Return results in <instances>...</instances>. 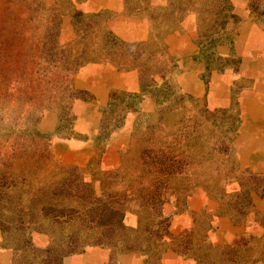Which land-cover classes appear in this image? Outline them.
Instances as JSON below:
<instances>
[{"label":"rangeland","instance_id":"374dc122","mask_svg":"<svg viewBox=\"0 0 264 264\" xmlns=\"http://www.w3.org/2000/svg\"><path fill=\"white\" fill-rule=\"evenodd\" d=\"M127 1L131 7L144 2ZM80 2L82 0H0V229L5 244L18 247L29 233L32 242L34 231L58 238L75 232L80 246L88 243L84 248L78 245L74 253L81 252L92 244L102 245L95 243L97 229L95 222L90 225L92 228L88 224L92 219L90 213H97L115 200L122 204L125 215L137 214L139 220L140 204L147 200L157 213L160 211L170 221L172 212L164 209L173 212L183 209L188 199L197 194L214 199L219 206L220 201L228 202L233 198L224 192H237L239 184L250 189L264 188V174H253L249 169L239 173L241 164L234 147L237 132L230 131L235 125V115L225 112L223 116V111L209 107L206 98L181 92L174 75L178 71L177 61L158 42L150 46L161 56L152 58L145 46L124 43L106 26L110 13L84 12L78 8ZM177 2L172 5L168 0L165 6L151 9L159 34L166 31L169 24L176 26L190 12H177ZM209 4L210 0L195 5L189 3L194 8L191 11L198 13L201 38L210 24L200 20L195 7H201L203 12ZM263 8L264 0H250L252 14L264 27ZM66 19L68 29L63 28ZM229 21L228 25L237 30L240 22ZM102 59H113L126 69L135 65L145 67L142 87L147 91L152 86H147L151 82L150 74L160 83L166 78L172 85L170 91L178 90L184 97L176 104L167 101L164 107L178 108L181 112H165V118H161L165 124L159 126L157 132L152 128L159 120L156 106L152 112L139 115L130 127L126 126L131 108L138 105L137 97L114 90L108 105L100 106L91 92L75 84L76 75L85 66ZM215 60L210 57L208 65H213ZM63 87L67 89L61 92ZM154 101L156 103V99ZM213 110L214 115L210 113ZM179 119H183L190 131L199 125L205 132L186 149L183 162L174 167L170 162H160V156L154 154L169 144L176 145L172 133ZM214 120L225 122L226 128H230L228 134H222L218 126L212 132L210 123ZM58 126L62 128L58 130ZM127 127L130 128L128 143L106 158V150L115 135L119 133L117 137L121 139ZM67 150L80 155V163H75L71 157L72 162H67L64 158ZM121 170L125 178L117 174ZM69 171L79 174L80 179L71 180L73 183L68 186ZM168 171L172 173L168 175ZM156 190L161 192L158 198H154ZM52 204L56 210L46 213L43 206L52 208ZM253 209L251 207L247 215ZM204 210L194 213V226L181 233L178 241L184 246L192 237L202 238L211 223ZM44 214H49V218L43 230L33 227L37 224L27 223L41 219ZM259 218L264 225V215ZM53 219L59 220V225ZM138 227L144 230V222L138 221L135 228ZM154 228L155 225H151L150 232ZM211 229L207 238L213 242L209 238ZM236 242L244 251L246 263L264 255V239L258 240L247 231L240 232L231 243L218 244L227 246ZM138 252L147 255L146 264L149 254L143 250ZM209 253L204 258L205 264H220L223 252L212 250Z\"/></svg>","mask_w":264,"mask_h":264},{"label":"crops","instance_id":"0c3cea01","mask_svg":"<svg viewBox=\"0 0 264 264\" xmlns=\"http://www.w3.org/2000/svg\"><path fill=\"white\" fill-rule=\"evenodd\" d=\"M167 3L168 0H144L131 7L127 0H82L78 8L84 12L110 13L106 26L124 43L145 46L152 58L161 56L159 51L150 46L152 42H158L177 61L178 71L174 75L181 92L204 97L210 108L235 115L237 135L234 147L241 164L240 169H249L253 174H264V27L252 14L250 0H229L233 12L241 21L234 44L218 45L219 55L215 56V63L210 66L207 63L209 59L201 55L202 38L198 31L196 11H190L176 26L169 24L166 31L158 33L151 11ZM63 28H69L68 19L63 22ZM145 72L146 68L141 65L126 69L121 68L113 59H102L85 66L76 75L75 84L78 88L91 92L96 102L102 104L100 106L108 105L114 90L129 95L141 94L138 105L131 108V113L128 114L126 126L130 127V123L139 115L152 112L156 106L153 96L147 90L145 93L142 91ZM148 78L152 80L155 75L150 74ZM123 131L124 134L120 133L123 134L121 139L117 137L118 133L108 146L106 158L112 157L113 152L117 153L118 149L128 143L130 128H124ZM70 157L75 163H80V155L77 156L75 151H66L64 158L67 162H72ZM217 208L218 203L214 199L197 194L188 199L183 209L174 212L169 208L164 209L172 212L169 231L179 235L194 226V213L204 209L214 212ZM262 215L264 192L254 196V209L242 223H235L228 216L215 217L209 238L217 244L231 243L240 232L247 231L256 239L263 240L264 225L259 218ZM138 221L137 214L128 212L125 215L124 222L127 226L136 227ZM50 242L48 234L37 231L32 233L34 246L45 248ZM172 246L162 253L160 264H198L194 256L185 255ZM115 251L108 245L92 244L81 252L64 256L62 264H114ZM18 254L14 245L5 244L4 233L0 229V264H17ZM146 258V254L138 251L122 252L115 255V263L145 264ZM245 264H264V255Z\"/></svg>","mask_w":264,"mask_h":264},{"label":"trees","instance_id":"16d2710c","mask_svg":"<svg viewBox=\"0 0 264 264\" xmlns=\"http://www.w3.org/2000/svg\"><path fill=\"white\" fill-rule=\"evenodd\" d=\"M200 1L202 0H190L187 3L186 0H178V6L176 7L178 8L177 12L185 10L191 11L194 8L189 6V3L192 2L193 5H195ZM170 3L174 5L176 3V0H170ZM195 8L197 11H199L200 20L202 22L207 20L210 24L205 29L200 41L201 55L207 59H209L210 57L215 58V56L219 55V53L217 52L218 45L223 44L232 46L234 44L237 30H235L233 26L230 27L228 25V23L230 22L229 19H233V23L239 24L240 18L233 12H231V6L228 0H210L209 6H207V8L203 12L201 7ZM173 9L174 7L172 8V11ZM263 10L264 8L262 9V14L264 13ZM213 22L214 24H212ZM165 79L166 78H164L161 83L156 79H152L151 82L147 83V86L152 85L151 89L148 88V93H150L154 97V99H156V113L159 115L158 122L155 123L152 127L154 132H157L159 126L165 124V121L163 119L161 120L162 117L165 118V112H171L174 114H178L179 112H181L178 108L174 109V107H164L167 105V101H170V104H176L179 99L184 97V95L181 94V92H179L178 90L170 91L172 85L170 83H167L168 81ZM62 86L63 85H61V87ZM66 89L67 87H63L61 92L66 91ZM142 91L144 93L146 92L145 89H143ZM134 96L139 99L137 100V102L141 100V94H135ZM210 113L213 114L214 110L210 111ZM222 115H226L224 111ZM174 126L175 132L172 133L173 136L171 135V133L169 135H171L174 141H176V145L182 144L183 147L169 144L166 148L160 149V152L154 155L160 156V162L164 164L170 162L172 166L177 167L186 158V149L195 140H197L202 135V133L204 134L205 131L204 128L201 130L199 125L197 126V128L190 131L188 126L183 124V119H179ZM217 126L220 127V131L223 132L222 134H228L227 131L230 128H226L225 122H217L215 120L212 121V123H210L212 132H215L217 130ZM233 126L235 127V125ZM233 126L231 127L230 131L235 130L236 132V127L234 128ZM61 128V126H58V130H60ZM43 134H45V136L47 137L51 136L50 133L43 132ZM178 137L180 139H178ZM222 138H225L224 135H222ZM241 171L242 169H239V173H242ZM171 173L172 171H168V175H170ZM117 174L122 177L124 172L123 170H121ZM69 175L70 179L66 180L68 181L66 182L68 186L73 183L71 182V180H77L79 177V174L70 171ZM81 182L84 181L81 180ZM262 192H264L262 189L257 190L253 188H245L242 184H239V189L237 190V192L225 191L224 195L232 196L233 198L228 199V202H222L219 200L220 205L215 212H206L204 210L203 212L209 216V221H211V223L204 231L202 238H200L199 240H195L192 237L191 240L186 242L185 246L183 245V243L178 241L182 234L174 235L169 231V217H164L160 214V211L157 213L156 210L151 207V203L147 200H143L141 202L139 211V221L144 222V230L139 229L141 225L138 228L126 226V224L124 223L125 209L121 207L122 204L117 203L118 200H115L116 202L108 205L107 207L104 205L103 209H99L95 214L90 213L92 214V219L88 222V224L90 226L95 222V229H97L95 231V243L108 245L116 250V254H114L113 260L114 264L115 255L122 252H133L139 250L146 251L149 254L146 264H160L159 259L162 253L172 245V247L176 248L179 252L185 255L187 254L196 257L198 259V264H205L204 258L209 255V252L212 250H220L223 252L221 253L219 259L220 264H244L246 263L247 259H244V251L238 245V242L227 246H221L219 244L215 245L207 238L208 230L211 227L213 228V220L218 216L229 215L235 223H239L240 221H242L250 211V208H254V196L256 194L259 195ZM154 194L156 196L154 198H158V195H160L161 192L159 190H156L154 191ZM119 202L121 201L119 200ZM62 208L65 207L62 206ZM43 209L46 211V213L51 214L56 210V206L54 204H52V208L43 206ZM49 214H44L43 217L37 221H28L27 223L29 225H31L32 223L33 225L37 224L36 227H33L37 230H43V224L48 222ZM90 214H88V217L90 216ZM42 220H44V222ZM54 220L55 219H53V221ZM55 222H57L58 224L59 220H55ZM62 223H64V221ZM79 224L80 223L78 222V225ZM151 225H155L156 228H154V230L150 232ZM90 227L92 228L93 226ZM21 228L25 229L23 226ZM29 235L30 233L26 234L24 243L16 247L19 251L16 260L17 264H62L64 256L74 253L79 245V235L78 233L75 234V232L65 233V236H61V238L52 235L49 246L45 248H38L34 246V244L30 240ZM75 235H77V237H75ZM86 238H89V236H87ZM168 239H171L172 242L170 243ZM86 245H88L87 242L83 243L82 246L79 245V248H84ZM247 249L250 250L251 248ZM258 257H261V255Z\"/></svg>","mask_w":264,"mask_h":264}]
</instances>
